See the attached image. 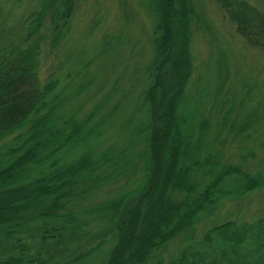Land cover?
<instances>
[{
	"label": "trees",
	"instance_id": "obj_1",
	"mask_svg": "<svg viewBox=\"0 0 264 264\" xmlns=\"http://www.w3.org/2000/svg\"><path fill=\"white\" fill-rule=\"evenodd\" d=\"M24 1L0 0V264H264V216L223 212L264 189V167L251 173L219 149L227 133L250 139L253 118L231 106L212 124L189 90L192 1L145 0L151 54L125 91L104 72L120 40L43 75L76 0H29L17 16ZM215 2L264 52V12Z\"/></svg>",
	"mask_w": 264,
	"mask_h": 264
},
{
	"label": "rangeland",
	"instance_id": "obj_2",
	"mask_svg": "<svg viewBox=\"0 0 264 264\" xmlns=\"http://www.w3.org/2000/svg\"><path fill=\"white\" fill-rule=\"evenodd\" d=\"M191 1L197 21L191 43L194 74L189 90L197 99L201 94L202 107L211 110L212 124L221 109L231 106L232 118L237 117V121L253 118L244 133L250 139L242 140V136L227 133L219 149L224 162L241 165L255 173L264 167V52L249 46L237 35L215 0ZM243 1L264 12V0ZM28 8L29 0H25L22 7L15 8L14 14L19 16L28 12ZM42 20L46 21L44 16ZM70 26V34L59 52L44 63L43 75L55 74L66 55L73 58L84 55L91 60L99 42L106 38L113 44L119 40L123 43L115 56L108 59V68L104 71L110 81L108 85L117 83L120 91L127 90L133 69L149 61L152 21L145 0H76ZM135 53L137 58L133 56ZM96 65L91 66V72ZM204 90L208 96L203 97ZM95 96V92L87 95L89 99ZM248 150L252 156L247 155ZM241 157H245L244 162ZM7 203L0 199V209L6 208ZM223 212L232 216H264V189L248 194L237 204H227ZM179 244L181 239L169 244L162 254L175 251Z\"/></svg>",
	"mask_w": 264,
	"mask_h": 264
}]
</instances>
